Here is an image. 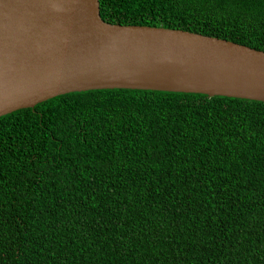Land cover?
<instances>
[{
	"label": "trees",
	"instance_id": "obj_1",
	"mask_svg": "<svg viewBox=\"0 0 264 264\" xmlns=\"http://www.w3.org/2000/svg\"><path fill=\"white\" fill-rule=\"evenodd\" d=\"M99 8L264 51V0ZM0 264H264V102L88 90L1 116Z\"/></svg>",
	"mask_w": 264,
	"mask_h": 264
},
{
	"label": "water",
	"instance_id": "obj_2",
	"mask_svg": "<svg viewBox=\"0 0 264 264\" xmlns=\"http://www.w3.org/2000/svg\"><path fill=\"white\" fill-rule=\"evenodd\" d=\"M109 89L264 102V51L108 23L99 0H0V117L63 94Z\"/></svg>",
	"mask_w": 264,
	"mask_h": 264
},
{
	"label": "bare ground",
	"instance_id": "obj_3",
	"mask_svg": "<svg viewBox=\"0 0 264 264\" xmlns=\"http://www.w3.org/2000/svg\"><path fill=\"white\" fill-rule=\"evenodd\" d=\"M211 37V36H210ZM217 38V37H216ZM221 39V38H220ZM235 43V42H234ZM238 44V43H237ZM241 45V44H240ZM243 46H245V45H243ZM248 47V46H247ZM256 50V49H255Z\"/></svg>",
	"mask_w": 264,
	"mask_h": 264
}]
</instances>
